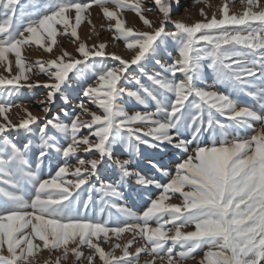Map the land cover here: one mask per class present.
<instances>
[{
  "label": "snow or ice",
  "instance_id": "1",
  "mask_svg": "<svg viewBox=\"0 0 264 264\" xmlns=\"http://www.w3.org/2000/svg\"><path fill=\"white\" fill-rule=\"evenodd\" d=\"M240 2L245 5L242 13H230L225 0L219 18L214 12L209 19L200 9L204 19L189 24L172 19L173 5L179 7L181 0H154L162 15L158 22L145 15L151 10L145 8L146 0H26L24 4L0 0V65L11 71V53L18 69L11 78L0 76V116L4 118L0 122V264H39L37 253L42 248L50 253L62 251L55 264L69 254L80 261L82 246L91 250L88 264H94L97 256L102 264H140L142 253L152 257L145 264L157 260L183 264L195 259L198 251L203 256L197 264H264V5L261 0ZM93 4L109 21L113 40L124 41L133 52L130 59L107 53L106 43L89 46L80 39L78 27ZM125 9L150 30L127 25ZM58 24L63 28L60 34L73 38L78 55L63 50L53 59L28 63L22 54L25 46L34 43L48 53L58 46ZM169 41L176 55L167 64L156 60L163 72L147 73L145 62ZM249 55L254 58L247 59ZM96 58H101L99 64ZM107 58L118 63L108 66L103 62ZM133 66L140 75L131 76L135 88H127L123 82ZM205 68L227 92L198 86ZM90 70L95 85L84 86L82 95L99 111L80 104L90 119L81 118V113L70 115L66 107L51 118L23 108L25 116L18 122L9 119L7 113L20 107L13 104V98L21 89L44 87L46 96L36 103L48 114L58 96L65 105L69 103L65 88L72 76L81 77ZM29 74H44L48 79L29 82ZM177 74L183 78L177 79ZM233 93H244L258 107L242 104ZM125 98L145 110H127L122 103ZM150 102L155 104L154 111L147 110ZM60 114L66 119L61 120ZM253 122H260L261 128L253 129ZM84 129L87 135L81 134ZM250 129L254 134L241 135ZM13 132L25 141L21 144L12 138ZM185 133L190 139L183 138ZM202 138L211 143H202ZM193 143L192 154L177 164L175 174L163 173L168 177L165 183L131 170L141 145L156 149L168 144L187 153ZM120 145L129 158L113 160ZM33 148L37 150L35 169ZM81 150L95 151L98 158H78ZM53 152L63 163L55 175L41 179V165ZM71 158L78 159L76 166L69 164ZM109 160L120 170L121 179L135 176L139 185L160 190L141 215L111 204L119 215L113 218L108 212L104 217L105 198H119L121 193L111 183L101 182L99 188L89 185ZM69 173L74 179H65ZM25 185L33 189L30 198ZM93 190L101 194L95 216L89 215ZM85 191L88 198L81 199ZM177 193L182 205L166 203ZM189 227L193 230H184ZM124 233L132 234L125 244L114 243L107 252L101 246V238L109 242L110 234L119 239ZM137 237L144 243L131 252ZM177 247L180 251L174 252ZM117 249L121 255L115 254ZM45 264L53 262L49 259Z\"/></svg>",
  "mask_w": 264,
  "mask_h": 264
},
{
  "label": "rangeland",
  "instance_id": "2",
  "mask_svg": "<svg viewBox=\"0 0 264 264\" xmlns=\"http://www.w3.org/2000/svg\"><path fill=\"white\" fill-rule=\"evenodd\" d=\"M21 4H24L26 0H20ZM45 2V0H41V3ZM79 2L82 3H89L90 0H79ZM225 0H188L185 2V0H181V4L179 7H176L173 5V10L171 12L172 19L174 20H182L186 23H194L198 20H203L204 16L200 14V9H203L204 12L207 14L208 18L210 19L212 14L215 12L217 14V18L220 16L219 9L224 4ZM229 3V9L230 13H242L245 5L240 2V0H228ZM261 4L264 5V0H261ZM145 8H150L151 10L146 12L145 15L148 19L152 20L153 22H158L160 19H162V15L159 12L157 6L154 4V0H146ZM109 7H112V5H109ZM186 8V10H185ZM258 11L259 9H254ZM70 15L73 17L74 22V10L70 13ZM85 16L87 19L83 20L81 25L78 27V35L82 41L87 40L90 38L93 40L94 44L99 43H106V49L105 51L107 53H116L120 56H122L125 59H130L133 55V52L128 50L125 46L124 41L122 40H113V31L109 30L107 25L109 21L103 16L102 10L93 4L90 9L85 13ZM123 17L126 20L127 25L133 26L135 29H139L141 31H149L145 25H143V22L139 20V18L136 16V14L131 11L130 9H125L123 11ZM3 19V16L0 15V20ZM91 20V24H89L88 20ZM114 23V21H113ZM103 25V27H102ZM156 26H158V23H156ZM56 27L59 29V33L57 35V42L58 46H54L53 52L48 53L43 47L37 46L34 43L30 46H25L22 49V54L27 58L28 63H35L37 60H44L47 61L49 59H53L58 54L62 53L63 50H67L69 53H72V55L76 56L78 55L76 52V44L72 42L73 38L70 37V35H64L60 34L63 32L62 25H56ZM168 30H172V26L168 25ZM87 32V33H86ZM105 33V34H104ZM92 36V38H91ZM94 36V37H93ZM108 41V42H107ZM118 47V48H117ZM69 48V49H68ZM121 49V50H120ZM175 45L169 41L166 45L162 46L158 52L152 56L150 59H148L145 64V71L149 74L153 72H163V69L160 65L156 64V60H160L162 64H167L171 62V58L176 55L175 52ZM169 53H171V56H169ZM254 57L249 55L247 59L251 60ZM9 60L12 62L11 65V71L5 69H0V76H6L11 78V76L15 75L18 69L15 66V58L14 54L9 53ZM101 61V58H96L97 64H99ZM108 66H114V64L118 63L110 58H107L103 61ZM35 72V69H34ZM30 75V81L34 82L36 80H40L41 82L46 81L48 78L44 74L40 75ZM71 75V74H70ZM129 79L125 80L123 82V86L127 88H135L134 82L131 81V76L140 75L139 69H137L135 66H133L132 70L130 71ZM167 75V74H166ZM182 75L177 74V79H182ZM141 79L144 82H147L146 77L142 76ZM93 84L95 85V78L93 77L92 71L85 73L81 77L72 76V79L69 82L68 87L65 88V94L68 95L69 103L67 105L64 104L63 100L57 97L56 103L52 106L51 112L48 114H45L41 110V106L36 103L37 100L43 99L46 96L47 90L40 86V87H34L32 89L23 88L21 89L20 93L13 98V104L14 105H20V107H13L9 113H7L9 119H11L13 122H18L20 118L25 116V113L23 112V108H27L33 115H36L38 117H44L48 116L51 118L52 116L57 115L60 113L58 109L66 107L68 110V113L74 114V113H81V118L83 119H90V115L83 113L80 104L83 103L85 106H87L90 111H99L94 105L90 104L88 99L82 95V88L86 86L87 84ZM215 82L214 74L212 71L208 68L204 69V75L201 82L198 83V86L201 88H206L208 90L214 89L213 91L217 92H227L228 89L223 85H218ZM233 98L238 99L242 104H249L253 107H258L256 104V101L253 100L250 97H247L244 93H233ZM124 106L129 111H135L140 110L144 111V107L139 105L134 100H128L125 98ZM148 111H154L155 110V104L154 102H150L148 106ZM163 118V117H161ZM60 119L65 120L66 118L63 116V114H60ZM0 122H4V118L0 116ZM261 128L260 122H253V129L259 130ZM82 135H87L88 130L84 129L82 130ZM254 134L253 130H247V131H241V135L245 136L246 138L248 136H251ZM12 138L17 140L19 143H23L25 141V137L23 135H20L17 137L16 133H12ZM34 142H36L35 137H31ZM185 139H190V136L185 133V136L183 137ZM231 139V137H229ZM202 143L204 144H210V140L206 138H202ZM195 147V143L190 146L189 151L187 153L183 152L182 150L173 148L171 145L163 144L160 148H148L145 145H141L140 147V154L135 156L133 158V163L131 164V170L135 172H139L142 175H145L146 177L153 178L157 181H160L161 183L167 182L168 177L165 176L163 173L168 172L171 174H175L176 166L180 162H182L184 159L187 158L189 154H192V148ZM37 154V150L33 148L32 154H31V164L32 168L35 169V157ZM78 158H83L85 160L91 159V158H98V154L93 151L91 153H84L82 150L77 153ZM119 158L121 160L128 159L129 155L125 148L120 145L117 147L116 150H114V156L113 160L116 158ZM63 163V158L53 152L52 156L49 159H46L43 164L41 165V168L39 170V176L41 179H48L50 176L55 175V172L58 168V165ZM78 163L77 158H71L69 160V164L72 166H76ZM153 164L159 165V167H153ZM65 179L71 180L74 179V177L69 173ZM101 182L111 183L118 187V190L121 193V197L119 198H105L107 200V207L104 213V217L107 218L108 212H111L113 214V218H115L118 214L116 208H112L111 204H117L120 206L127 207L132 212H134L137 215H141L147 207L150 205L151 199H155L158 195L160 190L157 189L154 185L152 186H141L136 182L135 176H129L124 177L121 179L120 170L116 168L113 165L112 160L107 161L106 164L99 167L98 175L91 177L90 179V185L89 186H95V188H99L101 185ZM25 190L28 194V198H30L34 193L31 185H25ZM187 190V188L185 189ZM100 196L101 194L95 190L92 192V205L89 209V215L95 216L100 208ZM88 193L85 191L81 195V199H87ZM166 203H174V204H181L183 203V198L177 193L170 196V199L166 201ZM153 226H155L153 224ZM184 230H193L191 227L186 228ZM132 238L131 233H124L121 235L119 239H117L115 236H112L110 234V241L109 242H103V238H101V246L105 249V251L112 250V244L114 243H120L121 245L125 244L127 240ZM125 239V240H124ZM37 243H41L39 241H35ZM144 243L143 240H141L139 237H137L134 245L129 248V251L135 252L136 247L142 246ZM81 251L83 252L84 256L81 257L80 261H76V258L69 254L68 258L66 260H61V264H88L86 257L90 254L91 250L88 249L86 246H82ZM180 251L179 247L174 249V252ZM116 255H121V250L117 249L115 252ZM62 255V251H54L50 253L47 249H41L37 253V259L39 261V264H45L46 261L51 259L53 264H55V260L57 257ZM195 255V259H188L185 260L183 263H189V264H197V261L202 258L203 251H198ZM152 259L151 256H149L147 253H142L140 256V264H145V261H150ZM94 264H102V262L99 260L98 256L94 259ZM156 264H161L159 260L156 261Z\"/></svg>",
  "mask_w": 264,
  "mask_h": 264
},
{
  "label": "bare ground",
  "instance_id": "3",
  "mask_svg": "<svg viewBox=\"0 0 264 264\" xmlns=\"http://www.w3.org/2000/svg\"><path fill=\"white\" fill-rule=\"evenodd\" d=\"M188 0H185V2H187ZM186 10V8H185ZM87 33V32H86ZM105 34V33H104ZM94 37V36H93ZM92 38V36H91ZM82 39V38H81ZM87 45L91 46L94 45L93 40H91L90 38H88L87 40L84 41ZM108 42V41H107ZM118 48V47H117ZM69 49V48H68ZM121 50V49H120ZM61 54V53H60ZM59 55V54H58ZM5 65H0V69H5ZM218 86V85H217ZM214 90V89H211ZM61 109H58V111H60ZM125 240V239H124ZM183 264H189V263H183Z\"/></svg>",
  "mask_w": 264,
  "mask_h": 264
}]
</instances>
